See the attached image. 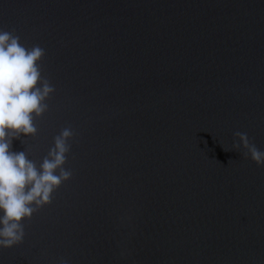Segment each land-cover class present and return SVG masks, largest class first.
I'll use <instances>...</instances> for the list:
<instances>
[{
	"label": "water",
	"instance_id": "obj_1",
	"mask_svg": "<svg viewBox=\"0 0 264 264\" xmlns=\"http://www.w3.org/2000/svg\"><path fill=\"white\" fill-rule=\"evenodd\" d=\"M0 29L55 88L10 150L76 134L0 264H264V166L232 150L264 151V0H0Z\"/></svg>",
	"mask_w": 264,
	"mask_h": 264
},
{
	"label": "clouds",
	"instance_id": "obj_2",
	"mask_svg": "<svg viewBox=\"0 0 264 264\" xmlns=\"http://www.w3.org/2000/svg\"><path fill=\"white\" fill-rule=\"evenodd\" d=\"M44 54L39 46L28 49L22 45L14 30L0 29V248L3 249L23 242L24 222L50 204L53 193L72 177V172L64 167L76 135L70 126L53 137V145L39 167L26 151L10 150L13 140L36 135L34 121L47 112L46 101L55 91L42 76L38 63ZM233 137L232 150L242 149L245 159L250 158L258 167L264 166V151L256 147L247 133L235 132ZM59 264L66 262L61 260Z\"/></svg>",
	"mask_w": 264,
	"mask_h": 264
}]
</instances>
